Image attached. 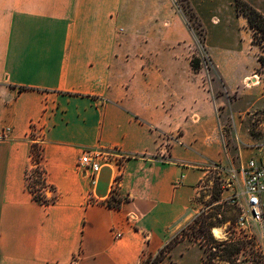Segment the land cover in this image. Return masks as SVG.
<instances>
[{
	"label": "crops",
	"instance_id": "0c3cea01",
	"mask_svg": "<svg viewBox=\"0 0 264 264\" xmlns=\"http://www.w3.org/2000/svg\"><path fill=\"white\" fill-rule=\"evenodd\" d=\"M189 1L209 63L172 0H0V264H140L201 209L226 121L264 109L263 46L236 0ZM34 139L58 192L49 205L27 189ZM87 149L123 156L120 207L106 204L116 163L93 186L78 168ZM176 252L202 264L185 238Z\"/></svg>",
	"mask_w": 264,
	"mask_h": 264
},
{
	"label": "rangeland",
	"instance_id": "374dc122",
	"mask_svg": "<svg viewBox=\"0 0 264 264\" xmlns=\"http://www.w3.org/2000/svg\"><path fill=\"white\" fill-rule=\"evenodd\" d=\"M172 2L176 10L190 23L191 30L195 36V48L201 53V57L205 58L209 63L205 51V31L199 21L192 16V9L189 7L190 3L188 0H172ZM257 38L264 45V34L259 32ZM261 55L264 56V47ZM209 69L210 76L219 80L210 64ZM257 74H259L261 84L264 85V65H260ZM209 84L211 85L210 81ZM217 87L221 96L224 90L220 82ZM235 97H238L237 93L233 94L231 99ZM222 110L221 113L226 112L225 109ZM227 114L229 115L226 112V116ZM244 116V122L241 119H237V125H234L231 120L226 121V138L225 143H223L222 157L219 161L210 163L212 170L202 183L198 196V208L201 209H198L197 214L183 226L185 229L183 232L186 235V246H190L194 251L202 255V264L207 256H209V260H206L207 264H264V239L260 236L259 226L251 219L246 220V217L241 219L244 212L240 204L226 200L233 193L241 192L243 189V178L239 173L240 166L243 162L249 161L250 158H256L255 155L249 154V151L251 153L252 148L264 145V109L255 106L251 111L245 113ZM238 131L241 136H245V139H238ZM239 145L244 150L242 158L237 148ZM253 151H258L257 153H259L258 149L252 150V153ZM233 172L237 173V178L232 187H226L224 179ZM32 177L33 180L36 179L35 174ZM40 188L43 187L40 186ZM217 196L221 198L217 200ZM197 216L200 219L194 221ZM205 216L208 217V221L216 223L213 227L219 226L223 228L226 235L225 238H217L212 231L213 227L210 232L201 231L199 226ZM194 233L200 235L199 239L193 237L192 234ZM231 237L240 239V242L236 245L238 250L229 255L224 249H221L223 245L219 243H224ZM144 254L149 255L148 253H142L140 261ZM174 256L175 258L167 256L161 264H194L195 258L193 256L191 257L192 260H188V262L184 260L185 258H181L180 252H176Z\"/></svg>",
	"mask_w": 264,
	"mask_h": 264
},
{
	"label": "built area",
	"instance_id": "2783aa9c",
	"mask_svg": "<svg viewBox=\"0 0 264 264\" xmlns=\"http://www.w3.org/2000/svg\"><path fill=\"white\" fill-rule=\"evenodd\" d=\"M6 137V132L0 133V139ZM264 151V145L262 146ZM160 154L166 157L168 150L161 149ZM117 165V173L112 183V194L119 196L121 182L124 174L123 156L118 151H109L103 149H87L84 150L78 160V168L81 172L88 175L91 183L95 186L98 182L100 173L104 166L111 162ZM239 173L243 178V189L241 192H236L227 197L228 202L240 204L243 210V219H251L256 225L259 226L260 236L264 239V153L262 157L255 159L252 158L245 164H242ZM237 178V173H230L224 179L226 187H232V184ZM89 201L96 202L95 196L91 193ZM116 237L121 236V233L116 232ZM141 261L146 259L148 255L144 254ZM209 256L204 260L203 264H207ZM151 264V263H148Z\"/></svg>",
	"mask_w": 264,
	"mask_h": 264
},
{
	"label": "trees",
	"instance_id": "16d2710c",
	"mask_svg": "<svg viewBox=\"0 0 264 264\" xmlns=\"http://www.w3.org/2000/svg\"><path fill=\"white\" fill-rule=\"evenodd\" d=\"M190 3V1L188 0ZM238 10L247 16L249 20L250 27L253 29L254 42L261 44L257 39V35L259 32L264 34V14L261 13L258 9H256L253 5L245 0H236ZM189 7L192 9V16L199 21V24L205 31V27L203 26L199 16L196 11L193 9L191 3ZM188 26L191 28L190 23L186 20ZM263 47L264 45L261 44ZM259 61L262 65H264V56H259ZM193 66L195 68H199L201 65V60L198 57H193L192 60ZM21 90L26 89V87H20ZM33 135V133H32ZM43 150L44 146L39 141L34 139L31 145V166L27 169L26 172V183L27 189L31 192L33 199L42 205H49L57 201L58 192L57 188L48 182L47 179V171L43 166ZM36 175V179L33 180V175ZM42 186L43 188H40ZM48 191L52 192V196H48ZM220 196H217L216 199H220ZM122 203L121 197L117 195H111V197L107 200L106 204L110 207H120ZM212 217V215H210ZM200 218L197 216L194 218V221H198ZM216 225L213 221H208V217L205 216V219L201 220V224L199 228L201 231L210 232L211 228ZM185 229L183 228L180 232H178L173 238H171L156 254H149L146 259L140 262V264H161L165 260L167 256L171 254L172 249L175 245L186 237L183 232ZM194 238L199 239V234H192ZM240 239L236 237H231L226 240L224 243H219L223 245L221 249L225 250L229 255H232L235 251L238 250L237 244L240 242Z\"/></svg>",
	"mask_w": 264,
	"mask_h": 264
},
{
	"label": "bare ground",
	"instance_id": "6f19581e",
	"mask_svg": "<svg viewBox=\"0 0 264 264\" xmlns=\"http://www.w3.org/2000/svg\"><path fill=\"white\" fill-rule=\"evenodd\" d=\"M213 233L217 238H225V232L222 227L215 226L212 228Z\"/></svg>",
	"mask_w": 264,
	"mask_h": 264
}]
</instances>
